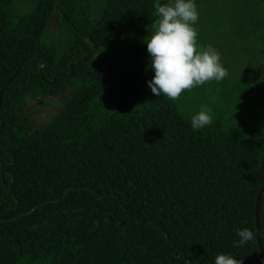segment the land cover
Wrapping results in <instances>:
<instances>
[{
	"label": "trees",
	"instance_id": "obj_1",
	"mask_svg": "<svg viewBox=\"0 0 264 264\" xmlns=\"http://www.w3.org/2000/svg\"><path fill=\"white\" fill-rule=\"evenodd\" d=\"M163 2L0 0V264L258 257L264 115L245 138L217 121L194 131L151 93L144 30ZM69 89L27 134L23 102ZM257 217L264 264V191ZM244 227L253 238L241 245Z\"/></svg>",
	"mask_w": 264,
	"mask_h": 264
},
{
	"label": "rangeland",
	"instance_id": "obj_2",
	"mask_svg": "<svg viewBox=\"0 0 264 264\" xmlns=\"http://www.w3.org/2000/svg\"><path fill=\"white\" fill-rule=\"evenodd\" d=\"M198 20L197 50L213 47L219 53L227 75L219 81H207L184 90L171 99L188 119L204 105L223 129L245 138L264 115V0H195ZM59 27L54 11L45 34L53 38ZM153 25L145 28L144 38ZM69 89L58 96L34 95L23 102L27 134L41 129L54 117Z\"/></svg>",
	"mask_w": 264,
	"mask_h": 264
},
{
	"label": "clouds",
	"instance_id": "obj_3",
	"mask_svg": "<svg viewBox=\"0 0 264 264\" xmlns=\"http://www.w3.org/2000/svg\"><path fill=\"white\" fill-rule=\"evenodd\" d=\"M153 30L143 42L153 72L146 81L155 96L176 99L182 91L207 81H219L227 75L219 53L213 47L197 50L195 22L198 10L195 0H165L154 5ZM195 131L211 123V115L204 105L190 116ZM241 245L253 238L246 227L237 229ZM213 264H240L231 254L218 253Z\"/></svg>",
	"mask_w": 264,
	"mask_h": 264
},
{
	"label": "water",
	"instance_id": "obj_4",
	"mask_svg": "<svg viewBox=\"0 0 264 264\" xmlns=\"http://www.w3.org/2000/svg\"><path fill=\"white\" fill-rule=\"evenodd\" d=\"M264 191V186L261 187L255 197V203H254V217H255V227H256V240H257V245H258V249H259V253H258V257L256 258V260L252 263V264H258L260 259H261V255H262V249H261V245H260V239H259V230H258V217H257V210H258V202H259V198L261 193Z\"/></svg>",
	"mask_w": 264,
	"mask_h": 264
}]
</instances>
